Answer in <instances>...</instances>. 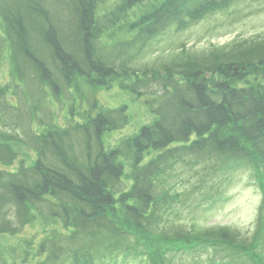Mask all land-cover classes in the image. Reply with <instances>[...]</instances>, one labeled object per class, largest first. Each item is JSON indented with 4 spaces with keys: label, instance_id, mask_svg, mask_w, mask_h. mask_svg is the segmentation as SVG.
Returning a JSON list of instances; mask_svg holds the SVG:
<instances>
[{
    "label": "trees",
    "instance_id": "trees-1",
    "mask_svg": "<svg viewBox=\"0 0 264 264\" xmlns=\"http://www.w3.org/2000/svg\"><path fill=\"white\" fill-rule=\"evenodd\" d=\"M46 1L0 0L13 76L36 96L34 113L21 127L19 140L37 151L30 165L21 159L17 171L0 169V233L20 232L37 214L60 219L64 229L63 242L51 236L40 243V259L34 264H120L128 261V249L137 253L141 264H149L148 258L167 264L168 255L189 249L194 242L183 226L173 223L169 189L161 187L180 164L221 183L247 170L264 195V51L255 59L234 53L220 57L212 51L200 59L146 70L133 85H122L136 91V83L154 77L162 94L137 90L148 95L154 118L109 149L103 133L127 125V105L94 103L76 118L72 104L64 123L36 117L44 87L59 97L81 78L103 85L115 76H137L142 70L132 68L131 61L138 62L154 38L170 26L184 28L224 9L232 0H159L128 23H123L124 17L138 0H121L107 21L114 34L124 27L131 35L115 38L113 48L99 44L106 30L96 18L99 0H62L68 11H50ZM188 49L183 45L180 51ZM252 61L263 69L261 77L243 82L246 75L236 74L234 65L244 73L254 66ZM2 98L0 123H14V115L7 116L13 104ZM35 122L43 128L34 127ZM152 149L158 153L149 157ZM17 157L8 142H0L1 162L12 165ZM127 175L129 187L124 185ZM259 218L264 221V209ZM138 233L165 240L164 255L147 254ZM126 238L133 239L132 244L123 248Z\"/></svg>",
    "mask_w": 264,
    "mask_h": 264
},
{
    "label": "rangeland",
    "instance_id": "rangeland-1",
    "mask_svg": "<svg viewBox=\"0 0 264 264\" xmlns=\"http://www.w3.org/2000/svg\"><path fill=\"white\" fill-rule=\"evenodd\" d=\"M120 1H98L96 18L99 25H105L107 30L103 28L105 31L99 41L100 45L113 48L115 38L131 35L124 27L114 34L107 21L108 14ZM157 1L159 0H143V2L138 0L127 12L123 23L135 20L146 5ZM46 3L50 11L56 8L68 11L62 0H47ZM183 45L189 48L188 53L180 51ZM11 49V42L7 37L3 19L0 17V97H4L3 101L13 104L12 111L9 110L7 116L13 114L14 117L11 118L15 120L14 123H0V142H8L18 155L12 165L0 161V169L14 172L19 167V160L23 159L27 165H30L37 157V151L32 146L19 140L21 127L26 124L29 115L34 113L33 101L36 96L23 81L19 82L13 76ZM144 49L137 57L138 62L131 61L132 68L142 70L137 76H115L109 78L107 84L103 85L93 84L90 80L81 78L67 87L59 97H55L52 91L44 87L46 92L40 101L36 117L64 123L72 104L75 105L76 118H79L80 112L91 108L94 103L112 108L127 105L129 114L127 125L103 133L105 147L107 149L114 147L124 136L136 133L154 118L146 102L148 95H142L137 90L141 89L149 95L162 94L158 86L159 81L154 77L147 83L146 80H143L142 84L136 83L135 86L138 88L136 91L122 88V85L128 87L133 85L136 77H142L146 70L151 71L154 67L171 65L180 59H200L212 51H218L220 57L231 56L233 53L242 57L248 55L249 59L262 56L264 0H232L229 7L216 9L187 27L178 29L176 26H170ZM252 62L254 66L244 73L238 72L242 71L238 64L234 65L236 74L246 75L243 82H254L261 77L263 69L255 66L256 61ZM18 89H21L20 93ZM13 91H16V94ZM34 121L39 123L38 120ZM37 122L34 123V127L39 126L42 129L41 122L42 126ZM157 153V150L152 149L148 156ZM195 169L194 166L180 164L165 177L162 183L163 189H169L167 205L171 210L175 209L173 223L183 226L186 231L185 236L191 237L189 241L194 242L190 244L189 249L174 251L164 262L167 264H264V221L259 220V214L264 209L262 207L264 195L259 186L244 169L229 175L222 183L218 178L214 180L209 176L206 177L202 170H199V173L195 172ZM124 185L131 186L128 175L124 178ZM63 230L60 219L37 214L35 219L20 232L0 233V264L36 263L40 259L36 254L40 243L51 236L61 237L60 240L63 242L64 238L60 234ZM138 235V239L144 240L141 246L142 249L145 247L148 249L147 254L149 252L153 256L164 255L165 240L143 236L140 233ZM132 240L126 238L120 246L126 248L128 244H132ZM27 249L31 251L30 256L25 255ZM128 250L131 252L125 254L128 261H121L120 264H141L137 253H133L132 249ZM158 250L159 252L156 253ZM148 260L149 264H155L152 258Z\"/></svg>",
    "mask_w": 264,
    "mask_h": 264
}]
</instances>
